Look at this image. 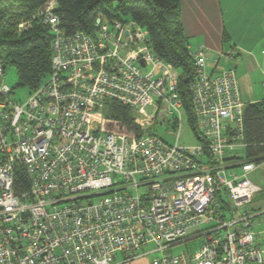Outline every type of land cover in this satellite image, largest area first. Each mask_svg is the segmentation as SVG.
<instances>
[{"label": "built area", "instance_id": "built-area-1", "mask_svg": "<svg viewBox=\"0 0 264 264\" xmlns=\"http://www.w3.org/2000/svg\"><path fill=\"white\" fill-rule=\"evenodd\" d=\"M55 7L37 12L52 35L46 81L16 101L0 63V264H125L152 254L160 256L151 264H264L250 208L261 192L249 178L256 164L240 156L246 103L222 52L209 70L210 48L191 50L192 126L202 141L181 146L179 75L144 29L100 19L95 34L69 32ZM110 103L166 122L176 143L103 132ZM195 239L191 253L168 252Z\"/></svg>", "mask_w": 264, "mask_h": 264}, {"label": "trees", "instance_id": "trees-1", "mask_svg": "<svg viewBox=\"0 0 264 264\" xmlns=\"http://www.w3.org/2000/svg\"><path fill=\"white\" fill-rule=\"evenodd\" d=\"M51 0L0 1V63L12 66L19 85L29 93L42 85L51 73L52 35L37 12ZM55 13L67 31L75 28L95 34L97 20L136 23L147 31L155 54L179 75L178 86L184 109L193 123L190 84L195 80V62L182 23L181 0H54ZM25 24L24 28H19ZM128 107L110 103L102 118V131L132 136L146 132ZM248 144L244 159L257 162L264 155V101L246 104L244 109ZM199 136V134H198ZM199 140L202 141L199 136ZM21 192L28 189L20 176Z\"/></svg>", "mask_w": 264, "mask_h": 264}, {"label": "crops", "instance_id": "crops-1", "mask_svg": "<svg viewBox=\"0 0 264 264\" xmlns=\"http://www.w3.org/2000/svg\"><path fill=\"white\" fill-rule=\"evenodd\" d=\"M181 8L188 40L198 37V45L214 52L234 51L235 60L226 58L222 68H235L246 104L264 101V0H181ZM209 70H212L210 62ZM245 155L243 152L241 157ZM255 164L249 178L261 192L254 197L250 208L255 215L253 229L257 242L264 250V155ZM151 262L139 258L125 264Z\"/></svg>", "mask_w": 264, "mask_h": 264}, {"label": "rangeland", "instance_id": "rangeland-1", "mask_svg": "<svg viewBox=\"0 0 264 264\" xmlns=\"http://www.w3.org/2000/svg\"><path fill=\"white\" fill-rule=\"evenodd\" d=\"M215 28L213 27V30ZM146 34L147 31L144 30ZM215 36V34L213 35ZM219 36V34H217V37ZM198 37H193V38H189V43L191 46L194 47H190L191 50H195L196 48H198L201 45L198 42ZM196 43L195 45L192 44ZM197 45V46H196ZM223 54V57L220 61V66L222 67L223 65H225V61L226 58H228L226 55L229 54L230 49L226 50V51H220ZM215 53L216 51H212L209 53L210 54V63H212L213 58L215 57ZM147 70H145L146 72ZM5 83L7 85H9L13 90H14V94L12 95V98L16 101H24L26 100V98L29 96V90L27 88L21 87L19 85V77L17 74V71L14 67L10 66L5 70ZM136 119L138 120V122L142 125L144 132L146 133H156L159 137L163 138L165 141H167L170 144H175L176 140L175 138L171 137L168 134V130H169V124H167L166 122H161L160 120L158 122H146L144 120V118L139 117L138 115L135 114ZM200 142L199 140V136H198V132L197 130L192 126V124L190 123L189 120V116L186 113V111L184 112L183 115V131L181 134V138L179 140V144L181 146H194L197 145ZM240 156H243V153H240ZM95 201L97 200V198L94 199ZM227 201L229 202V206L230 208H232V202L229 200V198H227ZM252 208V207H251ZM225 215L227 216V218H229L231 216L230 211H226ZM201 240L202 239H195V240H191V241H187V242H183L181 244H178L176 246H174L172 249H170L168 252L171 254H180L182 252H188L191 253L193 251H195L200 245H201ZM154 248V245H150L149 248L147 250H152ZM160 256V254H152V255H147L141 258H146L148 260H151L154 257H158Z\"/></svg>", "mask_w": 264, "mask_h": 264}, {"label": "water", "instance_id": "water-1", "mask_svg": "<svg viewBox=\"0 0 264 264\" xmlns=\"http://www.w3.org/2000/svg\"><path fill=\"white\" fill-rule=\"evenodd\" d=\"M0 1H2V0H0ZM99 23H100V19L97 20V26L99 25ZM126 36H129V33H126ZM140 63L142 65H144V61L143 60H141Z\"/></svg>", "mask_w": 264, "mask_h": 264}]
</instances>
